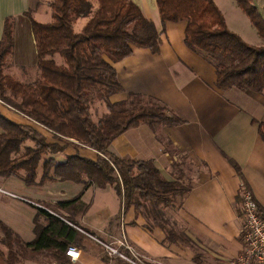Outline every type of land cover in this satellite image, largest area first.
Returning a JSON list of instances; mask_svg holds the SVG:
<instances>
[{
	"label": "trees",
	"instance_id": "16d2710c",
	"mask_svg": "<svg viewBox=\"0 0 264 264\" xmlns=\"http://www.w3.org/2000/svg\"><path fill=\"white\" fill-rule=\"evenodd\" d=\"M155 2L163 27L167 22L186 23L184 44L213 66L219 90L238 89L264 96V46L250 45L230 31L212 0ZM235 2L264 42V17L253 0ZM48 6L51 11L48 23H39L27 14L40 71V78L34 83H20L5 73L14 50V38L12 18L3 22L0 105L26 117L30 124L13 123L0 113V177H19L27 186L49 181L109 186L121 202V214L133 209L152 219L153 225L164 231L168 242L192 246L166 211L181 207L191 190V180L183 181L181 170L178 177L165 180L152 161L120 157L111 151L114 139L140 125L155 131L158 125L185 123L151 98L128 94L122 102L109 100L124 92L112 64L130 57L134 48L158 54L161 34L132 0H49ZM81 18L87 22L75 33L73 24ZM56 55L61 57L62 64L56 63ZM94 102H102L107 111L97 121L91 113ZM261 128L264 142V123ZM39 129L51 133L52 141L48 142ZM28 141L33 145L24 146ZM82 146L95 151V158L78 153L63 156L62 161L55 158L69 147ZM229 162L242 180L241 192L235 197L240 216L241 193L251 190L237 164ZM40 163L42 175L36 180ZM38 204L44 209L36 208L32 221L35 238L29 243L0 221V246L7 250L5 255L0 248V258L6 264H16L19 257L35 258L45 253L56 264H71L65 250L69 246L81 248L88 238L70 224L79 227L73 216L80 208L86 211L87 205L79 197ZM257 207L264 219V209L258 203ZM109 259L105 255L104 261Z\"/></svg>",
	"mask_w": 264,
	"mask_h": 264
},
{
	"label": "crops",
	"instance_id": "0c3cea01",
	"mask_svg": "<svg viewBox=\"0 0 264 264\" xmlns=\"http://www.w3.org/2000/svg\"><path fill=\"white\" fill-rule=\"evenodd\" d=\"M48 1L32 8V0H0V38L4 20H13L14 50L5 73L20 83H34L40 78L27 14L35 21L40 19L39 23L50 22ZM132 1L161 34V47L156 55L147 49L134 48L130 57L112 64L124 89L113 95L112 103L125 101L128 94L151 98L185 123L158 125L155 131L140 125L114 139L111 151L120 157L152 161L165 180L178 177L180 170L183 181L191 180V190L181 207L166 211L192 246L180 242L164 245V231L150 233L141 214L133 209L124 215L121 211L116 213L108 204L111 198L107 194H95L98 187L70 181L27 186L19 177H0V190L13 195L0 192V221L29 243L35 238L32 221L37 207L33 203L67 202L79 197L87 205L86 211L80 208L73 216L79 227L104 242L125 236L154 264H237L242 250L239 237L242 220L235 197L241 192L242 180L229 160L237 164L254 199L264 209V142L260 136L264 96L238 89L219 90L213 66L184 44L186 23L167 22L163 27L155 0ZM253 3L264 17V0ZM224 19L227 25L225 16ZM0 113L13 123L30 124L26 117L7 106L0 105ZM39 131L48 142L52 141L51 133ZM76 153L89 159L96 156L95 151L82 146L69 147L55 158L62 161ZM185 166L189 170L186 173ZM39 167L41 174L36 171V180L41 178L42 163ZM119 203L122 208L120 200ZM77 249L80 258L77 262L70 261L71 264H119L115 259L104 261L103 249L91 239ZM44 255L35 258L44 259ZM40 259L26 260L24 264H47L46 259Z\"/></svg>",
	"mask_w": 264,
	"mask_h": 264
},
{
	"label": "built area",
	"instance_id": "2783aa9c",
	"mask_svg": "<svg viewBox=\"0 0 264 264\" xmlns=\"http://www.w3.org/2000/svg\"><path fill=\"white\" fill-rule=\"evenodd\" d=\"M0 192L13 196L3 190ZM33 205L44 209L38 204L33 203ZM240 209L242 224L239 237L242 250L237 258V264H264V219L259 216L256 200L250 191H242ZM70 225L100 245L104 254L110 259L120 260L124 264H154L132 246L124 236L111 242H104L81 228ZM65 255L71 262H77L80 258V251L76 247L69 246L65 250Z\"/></svg>",
	"mask_w": 264,
	"mask_h": 264
},
{
	"label": "rangeland",
	"instance_id": "374dc122",
	"mask_svg": "<svg viewBox=\"0 0 264 264\" xmlns=\"http://www.w3.org/2000/svg\"><path fill=\"white\" fill-rule=\"evenodd\" d=\"M213 1H215L218 4L219 8L223 11L224 16H225L226 21H227V25H228L230 30L235 31L236 34L241 36L244 39V41H246L248 43H253V44L258 45V46H264V42L259 38V36L256 33V30L251 25V23L249 22L247 17L239 9L235 0H213ZM42 2H45V0H32V8L34 7L35 4L38 5L39 3H42ZM35 19H38V18H35ZM37 21H40V19ZM86 22H87V19H85V18L78 19L73 24L74 32L79 33L82 30V28L85 26ZM54 60L56 61L57 64H62V59L60 56H57V55L54 56ZM109 100H110V102H113V96L110 97ZM105 111H106V108L102 102H94L93 105L91 106V113H92L93 120L97 121L100 117L104 116ZM29 145H32V142L28 141L24 144V146H29ZM187 166H185V168H184L185 173H186V170L188 169ZM37 174H41V168L40 167L37 169ZM105 188L95 189L94 192H95V194L97 193L100 195L107 194V196H109L111 198L110 202H108L111 210L118 213L119 211H121V207H120V203H119V200L117 199L115 191L110 187H105ZM143 217L146 219L145 216H143ZM118 218H120V217H118ZM112 219H113V217H112ZM119 220H121V219H119ZM121 222H122V220H121ZM146 226L148 228V231L152 234H155L156 230H159L160 232H162L160 228L156 229L158 227L153 225L152 219H150V220L146 219ZM123 235H124V233H123ZM165 236H166V234H165ZM167 242L168 241L166 239L164 245ZM129 243L131 245H134L130 241H129ZM0 248L4 251V254L7 255L6 248L4 246H0ZM40 258H41V256L39 258L38 257L37 258H28L27 256L19 257V262H17L16 264H24L26 260L40 259ZM43 258L44 259H40V260L43 261L46 259L47 264H56V263H54L53 260L50 259L49 255L45 254L43 256ZM0 264H6L4 262V259L0 258Z\"/></svg>",
	"mask_w": 264,
	"mask_h": 264
}]
</instances>
